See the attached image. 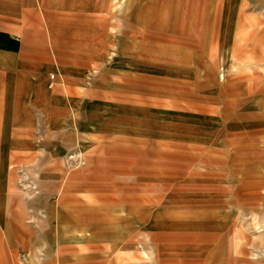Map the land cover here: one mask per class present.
<instances>
[{
	"label": "rangeland",
	"instance_id": "obj_1",
	"mask_svg": "<svg viewBox=\"0 0 264 264\" xmlns=\"http://www.w3.org/2000/svg\"><path fill=\"white\" fill-rule=\"evenodd\" d=\"M101 1L0 0L56 98L4 144L0 264L264 259V0Z\"/></svg>",
	"mask_w": 264,
	"mask_h": 264
},
{
	"label": "crops",
	"instance_id": "obj_2",
	"mask_svg": "<svg viewBox=\"0 0 264 264\" xmlns=\"http://www.w3.org/2000/svg\"><path fill=\"white\" fill-rule=\"evenodd\" d=\"M40 1L46 8L50 6L55 7L58 4V0ZM102 7L103 0L101 1V8ZM227 11L228 9L223 11L224 15ZM247 12L248 11L246 10V8L245 10H243L242 6L240 5L239 14L241 15L239 20V27L244 28L245 31L248 27ZM229 15H225L228 21H230L231 19V16ZM48 19L50 20V24H52V26L50 25L52 30L54 28L55 22L57 21V19H59L58 14L49 13ZM87 20L90 21V18H87ZM36 23L37 26H41V20L38 15H36ZM256 23L260 24L259 21ZM53 33L52 37L53 35L55 36L53 44L56 45V35L58 36V34ZM241 36L243 35L241 34ZM28 60L29 56L23 51L22 38L15 32H13L12 29H9L4 25H0V141L4 142L3 148L0 152L1 157H6L9 155L6 146H4L5 142L19 139L33 140L35 138H38L37 133L40 130L39 126H46L45 119L47 116L48 104L51 101L54 102L56 99L52 98L50 95L45 75L40 73L35 67H32L31 65L26 63ZM54 115L55 112H53V116ZM4 162L5 160H2V165L4 164ZM1 173L3 174V171ZM258 186L261 189L262 186ZM3 189V184H0V190ZM2 206L3 205L0 196V220L3 221V225L1 226L4 227V231L9 230L10 240L12 241L14 239L13 236H15V232L9 227L6 217H4L5 214L3 213ZM84 223L86 228L85 230H80L81 239H87V233L93 235L95 232H97L91 231L92 225L90 223ZM127 224L128 223L126 222V225ZM112 228L111 230L100 232L102 233V236L97 233V237L101 236L106 239L113 240L122 239L125 240V246H129L133 242V237L128 236L127 239H125V236L127 235L126 232L120 234V232H117ZM228 234L229 231H223L207 236V242L209 243V245H211L210 243H214L217 240L218 242L215 247H212V250H214V252H210L205 260L204 258L199 259V264H217L216 261L218 260V258L216 255V251L222 250V244L224 243V240ZM239 252L240 254H242V256H246L248 254L247 250H245L244 248L239 249ZM221 260H224V258H222ZM231 263L261 264L264 263V259L250 261L245 257H236L234 260H231Z\"/></svg>",
	"mask_w": 264,
	"mask_h": 264
},
{
	"label": "built area",
	"instance_id": "obj_3",
	"mask_svg": "<svg viewBox=\"0 0 264 264\" xmlns=\"http://www.w3.org/2000/svg\"><path fill=\"white\" fill-rule=\"evenodd\" d=\"M52 77H54V76H52ZM79 156H80V154H76V155H73L72 158H76L77 159Z\"/></svg>",
	"mask_w": 264,
	"mask_h": 264
}]
</instances>
